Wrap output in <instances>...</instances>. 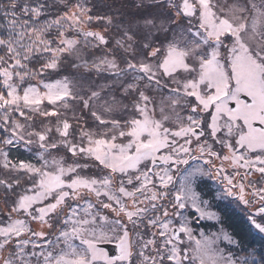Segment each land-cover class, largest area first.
<instances>
[{"label": "snow or ice", "instance_id": "6c2138e0", "mask_svg": "<svg viewBox=\"0 0 264 264\" xmlns=\"http://www.w3.org/2000/svg\"><path fill=\"white\" fill-rule=\"evenodd\" d=\"M0 264H264V0H0Z\"/></svg>", "mask_w": 264, "mask_h": 264}, {"label": "trees", "instance_id": "16d2710c", "mask_svg": "<svg viewBox=\"0 0 264 264\" xmlns=\"http://www.w3.org/2000/svg\"><path fill=\"white\" fill-rule=\"evenodd\" d=\"M219 207L221 209H225L227 222L234 226L236 230L241 234L242 242L245 245H252L260 240V237L255 233L253 234V236L255 237L254 239L253 237L248 236L246 222L244 221L243 216L237 210L232 208L230 205L225 204L223 201L219 203Z\"/></svg>", "mask_w": 264, "mask_h": 264}, {"label": "water", "instance_id": "95a60500", "mask_svg": "<svg viewBox=\"0 0 264 264\" xmlns=\"http://www.w3.org/2000/svg\"><path fill=\"white\" fill-rule=\"evenodd\" d=\"M104 247H106V248L109 249L110 251H112V250L114 249V245H112V244L104 245Z\"/></svg>", "mask_w": 264, "mask_h": 264}, {"label": "rangeland", "instance_id": "374dc122", "mask_svg": "<svg viewBox=\"0 0 264 264\" xmlns=\"http://www.w3.org/2000/svg\"><path fill=\"white\" fill-rule=\"evenodd\" d=\"M215 186V185H214ZM225 204H228V202L227 201H223ZM228 205H230V204H228ZM232 208H234V206L233 205H230ZM235 209V208H234ZM236 210H238V209H236ZM208 223H210V222H208Z\"/></svg>", "mask_w": 264, "mask_h": 264}, {"label": "flooded vegetation", "instance_id": "af4514ba", "mask_svg": "<svg viewBox=\"0 0 264 264\" xmlns=\"http://www.w3.org/2000/svg\"><path fill=\"white\" fill-rule=\"evenodd\" d=\"M210 187H212L213 189L215 188V186L214 185H210ZM220 203V202H219ZM236 210V209H235ZM238 212H239V210H237Z\"/></svg>", "mask_w": 264, "mask_h": 264}]
</instances>
